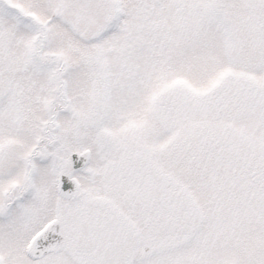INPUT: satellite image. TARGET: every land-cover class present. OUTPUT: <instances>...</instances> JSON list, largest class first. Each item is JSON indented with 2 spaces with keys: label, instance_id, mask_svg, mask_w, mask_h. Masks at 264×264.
<instances>
[{
  "label": "snow or ice",
  "instance_id": "6c2138e0",
  "mask_svg": "<svg viewBox=\"0 0 264 264\" xmlns=\"http://www.w3.org/2000/svg\"><path fill=\"white\" fill-rule=\"evenodd\" d=\"M0 264H264V0H0Z\"/></svg>",
  "mask_w": 264,
  "mask_h": 264
}]
</instances>
